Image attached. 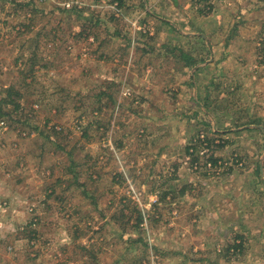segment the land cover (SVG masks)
Masks as SVG:
<instances>
[{
  "label": "rangeland",
  "instance_id": "obj_1",
  "mask_svg": "<svg viewBox=\"0 0 264 264\" xmlns=\"http://www.w3.org/2000/svg\"><path fill=\"white\" fill-rule=\"evenodd\" d=\"M263 47L264 0H0V264H264Z\"/></svg>",
  "mask_w": 264,
  "mask_h": 264
},
{
  "label": "trees",
  "instance_id": "obj_2",
  "mask_svg": "<svg viewBox=\"0 0 264 264\" xmlns=\"http://www.w3.org/2000/svg\"><path fill=\"white\" fill-rule=\"evenodd\" d=\"M263 51H264V47H263ZM261 55L263 56L264 55V52ZM260 63L261 64H264L263 58L260 61ZM6 98H7V100H6V103L5 104H12L15 107V109H19V103H18V101L21 98V94H19V92L16 91V93H15L14 89L12 87H9L8 90L6 91ZM5 115L6 116H9L8 115V112H5ZM19 123H21V122L19 121ZM210 160H213L212 161L213 162L212 163L213 165H215L216 163H218V160H215L214 161V159H211V158H210ZM140 223H141V220H140Z\"/></svg>",
  "mask_w": 264,
  "mask_h": 264
}]
</instances>
